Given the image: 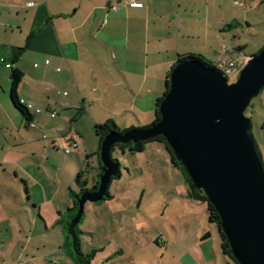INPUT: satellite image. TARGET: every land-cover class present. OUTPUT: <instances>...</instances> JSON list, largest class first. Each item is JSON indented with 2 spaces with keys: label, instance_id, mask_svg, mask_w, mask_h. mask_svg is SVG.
I'll use <instances>...</instances> for the list:
<instances>
[{
  "label": "crops",
  "instance_id": "obj_1",
  "mask_svg": "<svg viewBox=\"0 0 264 264\" xmlns=\"http://www.w3.org/2000/svg\"><path fill=\"white\" fill-rule=\"evenodd\" d=\"M128 1L0 0V264H10L9 246L26 235V220L40 244L35 251L42 252L24 257L22 264L40 258L47 264H73L68 257L56 260L46 249L59 247L63 252L58 221L72 207L69 193H58L54 177H46L48 184L41 182L44 196L39 200L29 190L41 180L37 171L52 174L54 140L41 138V133H54L56 118L69 131L73 110L89 103L91 116L126 128L142 111L154 112L153 103L161 97L167 73L179 56H198L212 64L223 49L231 58L233 51L243 52L238 50L241 45L231 51L225 43L227 34L239 29V17L246 19L248 10L241 8L247 0H134L143 5L139 9L128 7ZM13 69L23 74L17 95L29 108L31 123L10 101ZM41 139L47 143L38 145ZM257 141L264 159V137L258 135ZM152 144L144 152L153 148L160 153L156 161L174 169L164 147ZM62 184L68 188L65 179L58 186ZM182 199L191 208L203 207ZM204 220L194 231L198 246L188 251L193 264H233ZM24 240L30 243L28 236ZM24 244L21 251L27 250Z\"/></svg>",
  "mask_w": 264,
  "mask_h": 264
},
{
  "label": "rangeland",
  "instance_id": "obj_2",
  "mask_svg": "<svg viewBox=\"0 0 264 264\" xmlns=\"http://www.w3.org/2000/svg\"><path fill=\"white\" fill-rule=\"evenodd\" d=\"M246 8L248 10L246 19L239 17L242 20L239 22L240 27L236 32L227 34L228 41L225 47L233 51L232 46L241 45L243 52L233 51L235 56L233 58L239 54L242 57L241 61L246 57L248 62L252 55L257 54L264 47V0H247L245 7L241 9L244 12ZM213 42L214 40L212 46ZM239 71V69L235 70L228 76L229 84L237 80ZM85 106V109L77 107L73 110L69 119L71 125L69 131L68 128L64 129L59 124L60 120L56 118L58 126L54 133H41V138H46L42 135L53 138L55 161L54 165L52 162L49 163L51 176L45 174L44 169L42 173L36 172L41 180L35 186L33 184L29 186V190L37 194L34 196L35 200L44 196L41 182L48 184L46 177L56 178L58 193H66V195L69 191L79 192L75 178L81 170L84 172L83 181H87L88 188L94 183L98 171L95 153L98 145L94 126L103 124V121L87 112L89 103ZM93 113L96 116V110H93ZM141 114L137 121L133 118V122L128 127H121L120 130L141 129L152 124L155 119L154 112L147 115L146 111H142ZM244 115L251 120V132L258 147L257 136L264 137V89L252 99ZM95 122H98V125H95ZM29 126L33 128L34 125L29 124ZM39 141L38 145L46 142L42 139ZM151 145L153 144L148 147ZM152 149L149 148L144 153L135 155L123 154L115 149L112 157L119 163L121 177L112 180L108 187L112 199L85 204L82 222L78 224L77 229V233L79 231L82 233L79 234L80 248L85 254L90 253L91 250H103L97 253L92 264H193L192 256H189L188 251L198 246L197 243L194 244L193 237L201 218H205L206 230L210 229L220 243L215 225L208 224L209 214L206 204H203V207L191 208L182 199L187 197L188 193V186L183 176L177 169L169 168L165 161H156V157L160 159V153ZM262 160L264 163L263 158ZM60 179H65L67 189L63 184L58 186ZM58 200L62 201L64 197H58ZM25 224L26 235H15L18 236V241L15 245L9 246L10 264H22L24 257L29 258L32 253L42 252V250L35 251L40 248V244H37V239L30 234L32 229L27 220ZM59 233L57 232V237ZM26 236L30 238L29 244L24 240ZM53 238L48 239L52 241ZM24 243L28 244L27 250L21 251L25 246ZM55 248L46 246L48 252L55 255L56 260L59 257L68 259L59 247ZM28 260L29 264H47L43 258L37 259L39 261L37 263L35 260Z\"/></svg>",
  "mask_w": 264,
  "mask_h": 264
},
{
  "label": "water",
  "instance_id": "obj_3",
  "mask_svg": "<svg viewBox=\"0 0 264 264\" xmlns=\"http://www.w3.org/2000/svg\"><path fill=\"white\" fill-rule=\"evenodd\" d=\"M168 81L156 123L104 137L99 150L104 172L96 190L76 199L77 213L67 227L73 248L74 228L85 204L102 201L117 175L111 147L162 136L193 186L218 213L232 258L237 264H264V163L251 120L244 115L264 88V47L232 84L216 70L194 61L177 64Z\"/></svg>",
  "mask_w": 264,
  "mask_h": 264
},
{
  "label": "trees",
  "instance_id": "obj_4",
  "mask_svg": "<svg viewBox=\"0 0 264 264\" xmlns=\"http://www.w3.org/2000/svg\"><path fill=\"white\" fill-rule=\"evenodd\" d=\"M243 47H239L238 50H242ZM256 54L252 55L251 57H254ZM186 61H194L199 63L200 65H202L204 68L206 69H213L212 64L205 62L203 59H201L198 56H193V55H189V56H179L177 58L176 63L172 66V68L169 70V72L167 73V76L165 78V82H164V91L161 95L160 98H158L155 102V107H154V113H155V119L152 122V124L156 123L159 119H160V113H159V104L162 100V97L167 93L168 90V77L171 73V71L173 70V68L182 62H186ZM221 74V73H220ZM23 81V74L21 71L17 70V69H13L11 70V88H10V101L12 103V105L14 106V108L20 113V115L22 116V118L24 119V121H26V123H31L32 122V116L30 115L28 109L20 102L18 95H17V89L19 87L20 84H22ZM264 89V88H263ZM150 124V125H152ZM148 127V126H146ZM144 127V128H146ZM130 130H135L134 128H130V129H124L123 131L120 130L116 124L113 121H107L101 125L98 126H94V132L95 135L97 137V147L98 150L96 152V156H97V164H98V173L96 176V179L94 181V183L91 185L90 188H88V183L87 181H83L84 179V172L81 170L78 174L77 177L75 178V183L77 188L79 189L78 193H75L73 191H69V196L71 197L72 200V207L70 209H67L66 212L64 213V215L61 217V219L58 221V225L61 227V231H62V236H63V242H62V247L61 250L66 254V256L72 261L73 264H92L93 259L96 257L97 253L100 252V250H91L90 253L85 254L82 252L81 248H80V241H79V234H82L81 231H79V233H77V229H78V224L82 222V218L80 219L79 223L77 224V226L74 228V233L76 235V246L75 248H73L72 245V239L68 234V230L67 227L70 223V221L72 220V218L76 215L77 213V203H76V199H79L80 196L84 193V192H92L94 190H96L97 186H98V181H99V177L101 176V174L104 172V168L100 162L99 159V150H100V145L104 139V137L109 133V132H117V133H124ZM152 143H157L161 146L164 147V149L166 150V152L168 153L169 157H170V162L172 164V166L177 169L181 175L183 176L185 183L188 186V193H187V199L195 202V203H200V204H206L207 207V211L209 214L208 217V222L210 224L215 225L218 235L220 237V248L222 253L227 256L232 262L233 264H237L236 261L232 258L230 250H229V246L227 241L225 240L224 235L222 234L221 231V227H220V218L218 213L215 211L214 207L208 203L207 199L205 198L204 194L202 193V191L196 189L193 184L191 183L188 175L186 174L183 166L181 165L180 161L176 159V157L173 155L172 150L170 149V147L168 146L166 140L162 137V136H158L146 141H141V142H137V143H126V144H115L111 147L110 150V159L113 163H115L118 167V171H117V175L111 179H118L121 177V173L119 170V163L117 160H114L112 157V153L114 152L115 149H118L119 151H121L123 154L125 153H130L132 155L135 154H140L143 153L144 150L146 149V147ZM112 196L108 193H106L105 198L102 200V202L107 201V200H111ZM98 203V202H97ZM83 217V214H82Z\"/></svg>",
  "mask_w": 264,
  "mask_h": 264
},
{
  "label": "built area",
  "instance_id": "obj_5",
  "mask_svg": "<svg viewBox=\"0 0 264 264\" xmlns=\"http://www.w3.org/2000/svg\"><path fill=\"white\" fill-rule=\"evenodd\" d=\"M127 6L135 9H139L143 7L141 3H137L134 0H129L127 2ZM115 9H116L115 7L112 8L113 11H115ZM224 52L225 49H223L222 55L215 63L212 64V66L217 72L221 73L222 76H224L228 80V76L232 75L235 70L238 69L241 70L242 67L247 63V61L246 60L241 61L239 58H231ZM67 153L70 154V151L67 150Z\"/></svg>",
  "mask_w": 264,
  "mask_h": 264
}]
</instances>
